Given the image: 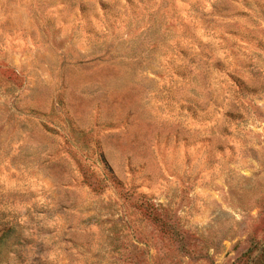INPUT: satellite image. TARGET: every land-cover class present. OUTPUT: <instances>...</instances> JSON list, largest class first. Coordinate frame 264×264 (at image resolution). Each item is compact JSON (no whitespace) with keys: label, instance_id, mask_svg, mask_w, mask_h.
<instances>
[{"label":"rangeland","instance_id":"1","mask_svg":"<svg viewBox=\"0 0 264 264\" xmlns=\"http://www.w3.org/2000/svg\"><path fill=\"white\" fill-rule=\"evenodd\" d=\"M0 264H264V0H0Z\"/></svg>","mask_w":264,"mask_h":264}]
</instances>
